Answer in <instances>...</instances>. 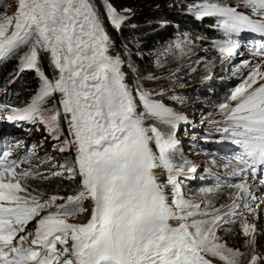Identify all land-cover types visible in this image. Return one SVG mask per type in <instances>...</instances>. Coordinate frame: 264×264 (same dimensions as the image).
Here are the masks:
<instances>
[{"label": "snow or ice", "instance_id": "6c2138e0", "mask_svg": "<svg viewBox=\"0 0 264 264\" xmlns=\"http://www.w3.org/2000/svg\"><path fill=\"white\" fill-rule=\"evenodd\" d=\"M190 10L197 19L216 18L226 37L215 42L222 56L236 53L239 41L233 37L241 32L264 34V0H238L235 6L201 0ZM104 15L117 33L128 19L110 0ZM114 47L96 0H17L12 15L0 14V59L23 52L19 72L33 71L40 81L25 107L0 105V113L7 112L9 121L44 125L55 141L66 131L59 151L74 148L76 154L53 175L79 177L80 185L66 197L32 195L27 180L50 177L31 170L33 151L12 159L20 142L5 144L0 150V264H243L247 254L227 247L217 235L237 223L245 237L252 236L245 242L253 249L247 264H264L255 252V225L241 223L239 211H251L248 173L255 178L264 170L261 65L251 68L219 105L227 125L220 131L240 149L235 164L225 165L241 177L230 185L239 191L231 204L214 208L209 201L202 207L203 202L185 196L179 180L183 164L176 163V131L186 118L156 98L165 95L163 90L146 89L134 64H126ZM177 47L186 54L183 45ZM45 60L53 69L51 78ZM129 72L136 75L132 83ZM24 162L29 168L17 171ZM84 213L85 222H71Z\"/></svg>", "mask_w": 264, "mask_h": 264}, {"label": "trees", "instance_id": "16d2710c", "mask_svg": "<svg viewBox=\"0 0 264 264\" xmlns=\"http://www.w3.org/2000/svg\"><path fill=\"white\" fill-rule=\"evenodd\" d=\"M106 1L109 2V0ZM110 2L117 9L135 11V15L130 20L131 22L128 23L129 25H124L120 33L112 39L115 41L117 49L121 51L126 64H134L138 75H140V71L146 73L147 64L143 62V59H149L146 57L147 53L153 51L156 47H162L158 48V50H162L172 41L184 47L183 43L185 42H191V48L202 46L206 50V53L212 57L208 68L204 67L203 69H199V66L203 64V60H195L192 49L188 51L185 48V52L186 55L193 57L181 54L175 58L167 59L169 71L178 79L185 81L183 86L195 83L192 85V90H190L191 99L215 97L212 100L213 106L211 112L205 119L201 118L205 120V124H203V128L200 131H191L187 127V123L196 120L197 115L180 113L186 119L181 121L179 126L184 127L187 133L191 135L190 137L193 138L191 139V147L195 148L196 152L201 153L202 156L199 159L203 158L202 160H204L203 168L197 170L200 160H192V157L188 156L185 152L180 153V155L178 154L176 163L183 164V172L180 178L190 188L216 189L218 192L214 197H218L222 205L231 204L232 200L230 196L235 193L236 188L230 185L240 183L241 177L233 176L232 166L225 167V165L229 164L230 161H232L233 165L235 164L234 157L239 154L240 149L226 134L220 131V129L227 125L225 123V115L221 112L219 105L225 103L226 100L228 101V97H230L233 91L232 88H234L233 85L226 82L227 79L233 78V73H236L241 68H244L246 72L250 71L251 65L250 67L242 65L244 61L248 60L234 61L232 59L233 56H239L238 54L241 51L240 46L232 57H228L229 59L225 60L227 56H222L215 47V42L226 38L215 26L216 18L204 17L203 19H197L194 12L190 10V6L200 3L201 0H110ZM220 2L235 6L238 1L220 0ZM156 21H164V23H157ZM134 23L137 24V27ZM238 36H234V38ZM125 46H127L128 51L125 50ZM256 63L258 61H254L252 66ZM208 69L210 73L206 78L207 80L199 82L203 78L199 75L200 70L206 71ZM166 71L160 69L154 76L156 79H161L164 77L163 75ZM24 72H19V63H17L14 57L0 60V94H2V104L6 108L25 107L37 92L39 86L36 84V74L29 72L25 74ZM132 75L135 76V74L129 72V76ZM6 77L9 81L14 78L15 80L11 82L7 90L4 89L6 92H3L1 82ZM6 114L8 113L6 112ZM50 140L56 142L52 136ZM29 151L35 153L30 158L31 170L39 172L41 177H50L49 179L35 176L30 177L26 183L32 195H39L41 199L46 200L54 194L66 197L68 195H75L80 190L78 177L76 180H70L67 178V173L63 176L53 175L60 170V168L56 170L55 167L53 169V164L64 162L69 151L60 153L58 156L38 154L35 151V145H33L27 148L19 159ZM185 161L187 163H184ZM215 164L217 166H214ZM28 168L29 163H20L17 166V171ZM255 178L260 182V179L264 178V170L258 171ZM255 178L252 177L250 172L246 178L251 196V199H248L250 205H252L251 202L260 197V194L252 193L251 187L259 184L255 183ZM57 203H60V201H57ZM239 211H242L244 215L251 212L245 211L242 207ZM225 228L232 229L235 232L238 230V223L226 226ZM260 239L263 243L260 244V249L255 251L259 256L261 253H264V239L261 236Z\"/></svg>", "mask_w": 264, "mask_h": 264}, {"label": "rangeland", "instance_id": "374dc122", "mask_svg": "<svg viewBox=\"0 0 264 264\" xmlns=\"http://www.w3.org/2000/svg\"><path fill=\"white\" fill-rule=\"evenodd\" d=\"M235 1H238V0H235ZM16 3H17V0H0V14L12 15L16 10ZM96 3H97L98 11L101 14L102 22L105 25L109 35L112 38L115 37V35L119 34L120 32L117 33L110 27L109 22L106 16L104 15L106 11L107 1L106 0H96ZM124 10L125 9H117L118 12H121V14L128 17L124 25H129L128 23L131 22L130 20L135 15V11L129 10L125 12ZM156 22L164 23V21H156ZM134 25L137 27V24L134 23ZM183 44L185 45L186 49L193 50V56L195 60H198V61L200 59L203 60V64H201L202 66H199V69H203L204 67L208 68V66L211 63L212 57L206 53V50L204 49V47L196 46L195 48H191V42L190 43L185 42ZM178 45H179L178 43L172 41L170 42L168 46L165 45L166 47H164L162 50H158V48H162V47H156L153 49V51L147 53L146 57L149 59H143V62H146L147 64L146 73H143L140 71L139 77H140L141 83L144 85L146 89L154 90L155 92H159L163 90L165 95L163 97H156V98L162 99L163 103H165L167 107L172 108L174 111L178 113H190V114L197 115L196 120H192L187 124V127L191 131H193L192 128L198 129L200 127H203V125L201 126V124L205 120L201 118L205 119L207 115L211 112V108L213 106L212 100H214L215 97L191 99L190 90H192V87H193L192 85H194L195 83L183 86L185 84V81H182L181 79H178L176 76L171 74V72L168 69L167 59L175 58L177 55H181L177 47ZM25 51H27V49H25ZM113 52L121 54L119 52V49H117L116 44L113 49ZM263 52L264 51L261 50V48L255 47L251 50V53L249 55H251V57H255L254 55H257V57H255L257 59L252 60L250 59V57L247 56V58L243 57L241 61L248 60L249 63L247 67H250L251 65V68L260 64L261 65L260 71L264 72V57L262 56L259 57V55L263 54ZM22 55H23V52H20L19 55H12V56H8L5 58L14 57L17 60V63H19V57ZM139 56H143V55H139ZM186 56L193 57V56H188V55ZM227 59L229 58L227 57L225 60ZM254 61H258V63L252 66V63ZM43 65H44V70L46 74H48L49 77L51 78L53 75V69L48 65L47 60L43 62ZM160 69H162V71L167 70L165 74L163 75L164 76L163 78L154 79V80L145 79L148 76L155 77L154 75ZM27 72L35 74L33 71H27V70L24 73L26 74ZM209 73H210L209 69L206 71L200 70L199 75L202 76L203 78L199 82L206 81L207 80L206 78ZM248 73L249 71L246 72L244 68H241L236 73H233L232 79L235 80V84L233 85L234 88H232L233 91L235 90V88L240 86L246 80ZM35 78H36L35 79L36 84L39 86L40 81L38 80L37 76ZM9 79H10V76H9ZM9 79L6 77L1 82L3 92H6L7 88L11 85V82L15 80V78L12 79L11 81H9ZM135 79H136V75L129 76V83H132ZM187 91L188 93L186 94ZM225 102H227V100ZM232 103L234 104V102ZM7 135H10L11 137L8 139L6 144L15 146L17 145V142H20V146L16 147L14 150V153L16 156L19 154V152L22 149L27 147V144H30V145L35 144L37 146L36 153L58 156L61 153L59 151V147L63 146V141L65 137H67V132L65 131V136H62L60 141L52 142L50 140L51 136L45 130V127L41 124L39 125L31 124L26 121H17L15 123H12V121H9L6 123L3 119L0 121V139H5ZM190 136L191 135L187 133V130L184 127L183 128L180 127L178 124L177 131H176V138L179 141V145H178L179 155L180 153L185 152L188 156L192 157V160H198V161L200 160V164L197 167V169H201L203 168L204 160H202L203 158L199 159L202 156L201 153L196 152V149L191 147V144H192L191 139L193 138H191ZM75 154H76L75 149L74 148L71 149L69 153H67V156L64 162L53 164L52 166L53 169L55 167V169L57 170L58 168H60V165L64 164L65 162L72 164ZM214 166H217V164H215ZM179 180L181 181L183 192L188 199H192L197 202H203L202 207L206 205L209 201H211V206L214 208H220V206L222 205L218 197L217 198L214 197V195L218 192V190L211 189V188H206V189H211V191H202L204 190L202 188L192 189L188 186V184H186L182 180V178L179 177ZM251 188H253V192L259 191L261 193V198L256 202H251L252 203L251 212L242 217L241 223L246 221L249 225H255V232L253 235L255 237V251H256L260 249V244L263 243L260 239V236L264 239V189L262 188L261 184L253 185ZM237 192L238 190H235L234 194H236ZM234 194H232L231 196H233ZM61 202L63 201H60V203ZM84 207L87 208L86 201L84 202ZM82 215L83 214L77 217H81ZM33 228H34V225L30 223L28 225V229L33 230ZM217 235L220 237V242L226 243L227 247L232 248L234 250L239 249L241 252L246 253L247 255L243 258V264H247V261L250 259L252 255L251 251L253 250H251L252 249L251 247H246L245 242L246 240H251L252 236L245 237L242 234L240 223H238L237 231L234 232L232 229L230 230V229L224 228L222 230H219L217 232ZM260 256L264 257V253H261ZM220 263L223 264V262H220Z\"/></svg>", "mask_w": 264, "mask_h": 264}, {"label": "bare ground", "instance_id": "6f19581e", "mask_svg": "<svg viewBox=\"0 0 264 264\" xmlns=\"http://www.w3.org/2000/svg\"><path fill=\"white\" fill-rule=\"evenodd\" d=\"M234 38V37H233ZM258 50V49H257ZM257 53V52H256ZM258 54V53H257ZM232 57V56H231ZM230 61V60H229ZM261 69V68H260ZM262 72V71H261ZM237 190V189H236ZM86 205H87V208H90V201H86ZM88 217V213H85L83 214L81 217H75V218H72L71 222H75V223H83L86 221ZM219 264H221L219 262Z\"/></svg>", "mask_w": 264, "mask_h": 264}, {"label": "water", "instance_id": "95a60500", "mask_svg": "<svg viewBox=\"0 0 264 264\" xmlns=\"http://www.w3.org/2000/svg\"><path fill=\"white\" fill-rule=\"evenodd\" d=\"M119 52L121 53V51L119 50ZM121 55H122V53H121ZM123 57V56H122Z\"/></svg>", "mask_w": 264, "mask_h": 264}]
</instances>
